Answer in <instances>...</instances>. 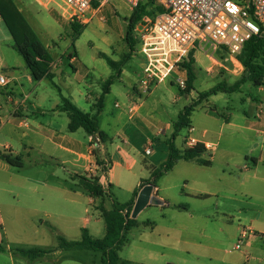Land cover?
I'll use <instances>...</instances> for the list:
<instances>
[{
  "label": "rangeland",
  "instance_id": "374dc122",
  "mask_svg": "<svg viewBox=\"0 0 264 264\" xmlns=\"http://www.w3.org/2000/svg\"><path fill=\"white\" fill-rule=\"evenodd\" d=\"M13 1L33 35L51 55L52 68L55 72L53 79L44 78L36 82L23 58L14 49L7 28L1 23V30L6 32L11 43L7 45L0 36V49L7 53L11 50L10 46L13 48L10 52L19 64L14 70L15 74L20 78L25 91L30 94L25 102L26 114L22 119L28 126L39 128V125H43L65 132L69 127V120L67 114L61 111L63 98L69 99L83 112L95 115L97 101L103 92L102 86L113 74L102 55L119 62L129 53L125 36L132 14L131 8L124 0H109L100 8V14L94 17H91V13L88 14L91 21L83 25V32L73 41L71 22L62 17L59 1L55 0L53 3H49V0ZM208 49L207 47V53L201 50L195 53L196 81L189 94L181 93L175 76H172L166 82L153 87L150 94H143L137 98L135 103L140 107L133 117L128 113L131 104L129 98L134 95L133 92L139 84L144 57L138 51L131 55L123 68V75L114 82L109 94L104 97L103 111L98 116L101 131L108 136L106 150L113 161L119 163L114 171L115 179L121 180L124 186L115 185L111 189V197L97 200L96 206L103 201L104 207L110 210L114 201L120 204L131 201L133 194L128 184L132 183V178L139 181L147 180L151 171L159 168L168 158L166 141L173 135L174 123L177 122L180 112L197 100L200 93L222 84L233 85L243 78L244 67L241 64L231 62L225 52L214 53ZM71 56L75 57L74 62ZM57 63L60 64L59 70H62V73L55 71ZM117 103L120 104V108H116ZM261 107H264V86L256 87L246 83L235 92L221 91L195 108L191 114L192 126L196 129L194 135L198 136V133L205 129L211 130L210 139L218 143L214 154L221 165L208 169L200 167L195 161L176 162L174 168L157 182L159 196L168 202L169 208L146 207L139 213L136 218L139 227L129 232L127 241L119 252L122 261L142 264H184L179 251L180 246L184 247V242L190 240L206 243L205 236L201 234L202 224L208 222L197 217L194 225L182 230L181 225L185 224L184 218L187 215L177 211L176 207L189 206L192 211L202 215L210 213L218 202H225L227 209L235 211V206L239 203L232 199L221 196L219 199L214 197L200 200L194 195L211 191L212 188L205 183L221 176L222 169H225L227 176L230 175L229 180L235 186H239L246 174L254 172L252 158L264 155V116L258 117ZM212 109L226 115L231 123L224 127L220 138V126L222 122L226 123V120L211 115ZM159 127L166 128V134L155 141L156 130ZM16 132L36 150L21 151L24 167L12 169V174L18 179L10 186L14 192L6 196L12 209L2 208L5 223L0 224V244L8 248L57 251L34 263L14 253L0 254V264H101L99 253L57 249L58 235L69 241L81 240V225L85 219H89L90 222L88 226L90 235L96 239H103L105 223L100 211L90 203L89 195L79 187L78 181L73 179L64 166L48 158H45L46 162H41L38 146L43 142L42 137L31 134L24 138L21 136L22 129L16 128ZM82 132L85 131L81 130L80 133ZM187 134V128L180 131L175 141L177 148L183 150ZM147 138L153 139L155 153L153 157L145 155L143 143ZM125 156H129L127 161ZM201 158L209 159L205 154ZM131 160L136 163L133 164ZM127 162L131 163L130 169H127ZM226 162L230 164L229 167L222 166ZM246 165L248 170H245ZM26 177L40 180L41 183L36 182L33 185L38 191H52L51 186L64 190L68 188L69 192L71 191L69 198L79 199L84 205L78 207L65 202L59 203L48 197L45 200L39 196L29 198V195H33L31 189L21 184ZM42 181L45 182L44 185ZM45 209L49 214L45 213ZM147 222L154 223L153 230L145 226ZM230 230L234 235V229ZM211 234L216 235L214 232ZM218 238L225 241L229 235H219ZM232 245H226L224 249L231 250ZM235 254L216 253L219 262L215 264H222V260L228 261L229 256ZM201 264L210 262L205 261Z\"/></svg>",
  "mask_w": 264,
  "mask_h": 264
},
{
  "label": "crops",
  "instance_id": "0c3cea01",
  "mask_svg": "<svg viewBox=\"0 0 264 264\" xmlns=\"http://www.w3.org/2000/svg\"><path fill=\"white\" fill-rule=\"evenodd\" d=\"M21 2V0H19ZM132 12V9H131ZM100 14V10L94 9L91 12V17ZM3 23L0 19V25ZM0 28V36L2 40L10 45V39ZM10 35V34H9ZM11 37V36H10ZM12 39V38H11ZM13 40V39H12ZM8 50L7 53L0 49V76H4L8 80V85L5 87L0 86V153L11 155L13 157H20L22 159L21 151L25 150H36L32 147L31 143L23 140L20 137V133L17 134V129H22V135L24 138H28L31 134H35L42 137L43 142L38 146V151L41 154V162H46L45 158H48L52 162L60 163L69 172L70 175L75 176H86L88 178L100 177V182L104 187L112 185L124 186L121 180L115 179V168L119 164L111 158L106 150V144L100 145L99 143H94L92 137L87 135L86 132L80 129L74 133L69 131V127L65 132H59L56 129L46 128L43 125H39V128L33 127L31 125L23 126L21 121H24L22 117H25L26 106L25 102L29 99L30 94L25 91L24 85L21 84L20 78L16 76L15 68H18V60L12 56L13 51ZM72 57V61H75V57ZM196 59V57H195ZM216 63L215 61L213 62ZM56 64V63H54ZM58 64V63H57ZM216 65V64H215ZM60 64L56 67L55 71L62 73L59 70ZM123 75V73H122ZM121 75V76H122ZM135 96V95H134ZM135 98V97H134ZM131 104L133 103L132 96L129 98ZM137 100V99H136ZM130 104V105H131ZM140 107V106H139ZM138 107V110H139ZM211 115L215 117H223L226 120L222 122L220 126L219 138L222 135L224 127L231 125L229 118L220 113L218 116L215 113L210 112ZM135 116V115H134ZM133 117V116H130ZM69 120V119H68ZM194 127V126H193ZM195 128V127H194ZM211 130L205 129L196 136L202 143L214 145V151L218 148V143L210 139L212 137ZM166 134V128L159 127L156 130L155 141L161 136ZM19 135V136H18ZM152 138H147L143 143L144 149L147 142ZM125 143L127 140L124 141ZM154 145V144H153ZM168 148V147H167ZM98 150V159L108 162L107 171L104 174L100 173V170L96 164V158L93 156V151ZM207 155V153H204ZM155 155L153 153L152 157ZM126 161L129 156H125ZM210 162L209 166H202L204 168L213 169L214 167L221 165L219 160L216 158V154L213 152V157L210 159H204ZM23 161V160H22ZM167 159L164 161L166 162ZM253 165H255L254 172L252 174H246L240 181L239 186H235L230 180V175L226 174L225 169H222V175L214 177V181L205 183L208 184L212 190L207 191L206 194L197 193L194 195L195 198L200 200H206L210 198L219 199L221 196L225 199H232L237 201L239 204L235 206V211L232 212L226 207L225 202H218L210 213L198 214L192 211L189 206L187 209H179L176 207L177 211L187 215L184 218L185 224L181 225L182 230H187L190 225L195 224L197 217L205 219L208 224H202V236H205L207 242L201 243L198 241H185L184 247L180 246V254L182 255V260L184 264H201L202 262L209 261L210 264H215L219 262L216 253H222V255H229L232 252L236 253L234 256H229L228 261H223L222 264H264V155L259 158H252ZM133 164L136 162L131 160ZM36 165H38L36 163ZM131 163L127 162V169H130ZM223 167H229L228 162L222 164ZM24 167V162H23ZM155 168V167H154ZM12 169H15L0 157V224L4 225L5 220L2 217V208L11 210L10 201L7 199V194H12L14 191L10 188L12 183L18 179L14 174H12ZM22 169V168H21ZM248 166H245V170H248ZM149 179V178H148ZM143 180V179H142ZM139 179L132 178V183L128 188L134 194V191L139 188L141 181ZM40 180L36 181L35 178L26 177L21 181V184L25 188L31 189L33 195H29V198H35L39 196L42 200L52 199L56 202H65L67 204H73L75 206H83L84 203L79 199L69 198L68 188H58L52 187V191L43 192L38 191L33 185ZM42 185L45 182L42 181ZM29 184V185H28ZM202 184V182H200ZM157 192L155 193L161 200L165 202L164 206H156L161 209L169 208L168 202L161 196H159L160 189L155 188ZM56 191V192H55ZM223 193H226L224 195ZM6 194V195H5ZM74 195H80L73 193ZM200 195H206L207 198H199ZM32 196V197H30ZM84 194H82V197ZM90 197V196H89ZM20 200V199H19ZM98 199L90 197V203L96 206ZM153 207V206H148ZM36 211V210H35ZM45 213L49 214V211L45 209ZM64 215V213L61 212ZM199 215V216H197ZM67 216V215H66ZM89 219H85L82 223V229H87L89 226ZM244 228H249L252 232L247 237L246 241L243 243L240 250L235 249V246L239 240V237ZM196 229V228H195ZM230 229H234V235ZM206 230V231H204ZM210 230V233H208ZM192 231V229H190ZM214 232L216 235L211 234ZM229 235V238L225 241L221 240L219 235ZM232 242L234 244L232 245ZM226 245H232V249H224ZM229 253V254H227ZM7 254V253H0Z\"/></svg>",
  "mask_w": 264,
  "mask_h": 264
},
{
  "label": "trees",
  "instance_id": "16d2710c",
  "mask_svg": "<svg viewBox=\"0 0 264 264\" xmlns=\"http://www.w3.org/2000/svg\"><path fill=\"white\" fill-rule=\"evenodd\" d=\"M97 8L98 4L95 3ZM163 10L156 6L154 0H145L132 10V14L127 24V33L125 36L126 44L129 48V53L124 55V58L115 62L106 55L102 57L107 61V64L112 69L113 74L104 82L103 92L96 104V114L85 113L79 109L69 99L63 98V106L61 111L65 112L69 119V131L74 133L83 129L87 135L92 137L94 143L104 145L108 141L106 133L101 131L99 126L98 116L103 111L104 97L109 94L111 86L114 82L121 78L123 68L139 48V41L134 35V28L139 20L145 16H155ZM0 19L7 28L11 38L13 39L14 49L23 58L26 67L31 72L33 79L40 82L44 78L53 79L55 72L52 68L53 59L40 41L33 35L32 30L23 18L21 11L18 9L13 0H0ZM72 38L75 41L83 32L84 26L77 23H71ZM74 46V43H73ZM74 55V54H73ZM239 63L244 67V76L241 80L233 85H218L210 91L199 94L197 100H194L189 106H186L179 114L178 120L174 123V132L170 139L166 141L168 147V158L159 168L151 171L150 177L147 180H142L139 188L134 191L133 199L125 204H120L117 201L113 202L112 209L107 210L104 207L103 201L97 206L101 213V217L105 223V236L103 239L92 237L87 229H82V238L79 241H69L65 237L58 235V250L63 251H93L101 254V264H142L133 263L130 261H122L119 252L125 242L129 232L139 227L136 219L132 218V212L137 199L138 193L146 185H154L157 188V182L164 175L169 173L176 162L179 160L195 161L199 165L209 166L210 162L201 158L205 153L203 146H197L193 149H179L175 145L176 138L183 128L192 126L191 114L195 108L204 100L223 92H235L241 88L243 84L251 83L253 86H264V37H253L246 42L242 52L238 55ZM183 68L187 70L188 82L187 88L181 90L182 94H189L193 90L194 82L196 81V59L194 52L191 53L189 60L183 63ZM212 113L220 116L216 109L211 110ZM98 150L93 151V156L96 158V164L101 174L107 171L108 162L98 159ZM2 160L7 162L14 168H23V161L20 157H13L4 153H0ZM73 179L78 181L79 187L88 194L91 198L105 200L106 197H111L112 185L104 187L100 182V177L88 178L86 176H73ZM199 198H207L206 195H200ZM179 209H187V206L177 207ZM146 227L154 228V223L147 222ZM57 250H44L39 248H8L0 244V253H14L20 257L27 259L31 263L43 260Z\"/></svg>",
  "mask_w": 264,
  "mask_h": 264
},
{
  "label": "built area",
  "instance_id": "2783aa9c",
  "mask_svg": "<svg viewBox=\"0 0 264 264\" xmlns=\"http://www.w3.org/2000/svg\"><path fill=\"white\" fill-rule=\"evenodd\" d=\"M53 3L55 0H49ZM62 17L81 25L91 20L88 14L94 9L107 4L109 0H57ZM133 10L145 0H124ZM163 11L155 16H143L134 28V35L139 41L138 52L144 57L140 81L133 92V103L128 108L130 116L138 112L136 99L143 94H150L152 88L170 77L181 90L187 88L188 73L183 63L189 60L191 53L197 51L225 52L230 61L240 65L238 55L246 42L253 37H264V0H154ZM98 7L95 8L94 4ZM211 59L214 58L211 56ZM8 85V80L0 76V86ZM135 97V98H134ZM120 108V104L115 105ZM264 116L261 107L258 117ZM21 125L27 126L24 121ZM196 129L191 126L184 138L183 149L203 146L205 153L213 157L214 145L202 143L195 135ZM154 153L153 142L145 146V155ZM156 193L157 190L154 189ZM252 231L244 228L235 246L240 250Z\"/></svg>",
  "mask_w": 264,
  "mask_h": 264
},
{
  "label": "water",
  "instance_id": "95a60500",
  "mask_svg": "<svg viewBox=\"0 0 264 264\" xmlns=\"http://www.w3.org/2000/svg\"><path fill=\"white\" fill-rule=\"evenodd\" d=\"M154 185L144 186L138 193L132 212V218L136 219L139 213L148 206H164L165 202L154 193Z\"/></svg>",
  "mask_w": 264,
  "mask_h": 264
}]
</instances>
